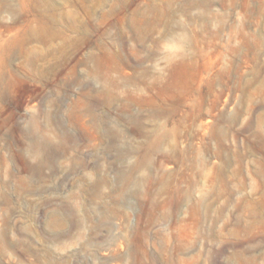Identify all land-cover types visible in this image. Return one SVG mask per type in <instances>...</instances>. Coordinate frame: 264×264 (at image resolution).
Returning a JSON list of instances; mask_svg holds the SVG:
<instances>
[{"label":"rangeland","instance_id":"1","mask_svg":"<svg viewBox=\"0 0 264 264\" xmlns=\"http://www.w3.org/2000/svg\"><path fill=\"white\" fill-rule=\"evenodd\" d=\"M0 264H264V0H0Z\"/></svg>","mask_w":264,"mask_h":264}]
</instances>
